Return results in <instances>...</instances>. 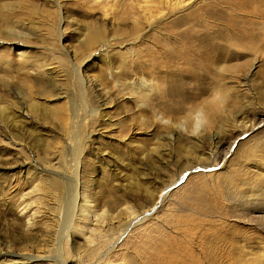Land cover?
<instances>
[{
	"label": "rangeland",
	"instance_id": "374dc122",
	"mask_svg": "<svg viewBox=\"0 0 264 264\" xmlns=\"http://www.w3.org/2000/svg\"><path fill=\"white\" fill-rule=\"evenodd\" d=\"M95 29L100 40L87 48L84 42ZM8 30L23 38L8 36ZM167 35L216 38L213 43L219 45L211 49L218 51L217 64L224 69L212 68L196 79L153 71L161 61L151 60V50L159 47L153 40ZM225 41L235 46L227 49ZM72 63L86 82L84 105L67 79ZM52 71L59 74L50 76H55L54 86L45 75ZM41 79L43 86L34 83ZM141 86L151 94L143 97ZM215 94L223 99L212 104L213 124L196 143L179 125ZM71 101L78 109L75 116ZM30 103L38 110L20 118ZM2 106L9 115L0 114V252L22 257H0V264H59L54 259L58 250L66 264L190 259L251 264L256 257L264 259V206H230L222 184L230 176L240 193L264 187L259 163L264 154V0H116L105 8L94 0H0ZM78 133L84 140L78 173L94 204L116 208L126 203L135 215L149 211L159 194L166 195L151 217L129 227L112 249L126 214L112 225L111 238L87 245L83 236L67 230L60 249L53 237L26 232L19 222L23 216L16 192L38 184L41 166L60 173L74 189L75 153L66 144L72 146ZM197 201L204 207L200 212L192 210ZM231 248L239 254L229 253ZM46 255L51 262L27 260Z\"/></svg>",
	"mask_w": 264,
	"mask_h": 264
},
{
	"label": "bare ground",
	"instance_id": "6f19581e",
	"mask_svg": "<svg viewBox=\"0 0 264 264\" xmlns=\"http://www.w3.org/2000/svg\"><path fill=\"white\" fill-rule=\"evenodd\" d=\"M94 1L98 3L101 6V8H105V5L107 4V2H113L114 4L116 0H94ZM91 33L93 34L94 37L91 39L88 37L87 41L84 42V45L87 48H89V46L94 44L96 40L97 42H99L100 37H101L99 29L92 30ZM5 34H7L10 37H15V38H19L20 36H22L21 34H19V32H16L13 30H8L7 33ZM239 38H241V36ZM213 39L215 40L216 38H213L212 36L202 37V36L194 35L190 37H181L179 35L178 36L177 35L176 36L167 35V36H164L163 38H157L153 40V44L159 47H157L158 48L157 50H151V55H150L151 60L154 61V59H157V60L161 59V61L159 62V66H157L158 68L152 64V66L155 67V70L153 71L160 72L162 70H166L168 76L175 77V79L177 78L180 79L183 77L184 78L186 77L188 79H192V78L196 79L200 76V73L207 72L211 70L212 68L217 70L218 72L222 71L224 68L222 66H218L217 58L215 57L218 51L211 49L213 47H218L219 45V44L213 43ZM198 45H202L203 48H201ZM223 46L229 49L235 45H231V43H229L228 41H225V44H223ZM234 54H235L234 56L239 57L238 53H234ZM46 65H49V64H46ZM46 65H43V68H45ZM72 68L73 70H71L70 74H73V75L69 74V78L67 76V79L68 80L70 78L72 79V82L76 85V90L78 91L77 93H78V98L80 100V103H83V102L85 103L84 100L87 96L86 95L87 90L85 89L84 84L86 82H84L83 80L84 78L81 77L80 68L75 67L74 64ZM49 70L51 71L52 69H49ZM52 74H56L55 76L57 79V76L59 74H57L55 71H52L49 73L47 72V74L45 75L50 77ZM55 76L50 77V80L52 79L55 80ZM142 82L143 80H141V83ZM34 83H37L41 86H43L44 84L42 79L39 81L35 80ZM34 83L28 85L29 89L33 90L32 87L34 86L33 85ZM89 83L91 82L90 81L87 82V84ZM51 84L53 86L55 85L53 80ZM141 88L143 87L141 86ZM142 92H143L142 96L145 97L148 95L149 92L151 94L152 91L147 90V86H146L143 88ZM17 93L18 95H21V96L24 95V92H17ZM72 95H74L73 92H71L68 96H66L68 97L69 101L71 100ZM18 99L20 100L24 98L22 97ZM222 99L223 97L221 95L219 96L218 94H215L212 97V100L210 101V103L208 102L206 104H202L196 107L195 109H193L192 111L190 109L191 112L188 113L187 117L184 119L183 124L179 125L180 131L189 133L188 135L191 137H195L194 139L198 141L196 143H199V141H201V136H203L202 132L206 130H210L211 125L213 124L212 120L214 119L213 117L216 115V113L215 111L213 112V110L211 109L212 104L219 103L222 101ZM159 100H160V97H159ZM71 103H72L71 105L72 113L75 116L76 110L78 109L76 108V103H74L73 101H71ZM36 107H37V104H34V103H30L27 106H25L24 107L25 112H21V114L19 115L20 118L24 119L28 117L27 115L33 112L32 110H34ZM213 107H214L213 109H217L216 105H213ZM17 109L19 110V107H17ZM6 111H7L6 107L2 106L0 108V114L2 115L4 114L8 116L9 113ZM89 111L91 113H94L96 112V109L92 108ZM234 129L236 130V128ZM244 129L246 128L239 127V132L245 133ZM5 131L7 132L6 128L4 130V133ZM215 140L217 141L214 144V147L218 149L219 141H220L219 134L215 136ZM83 141L84 140L80 137V133H78V135L76 136L75 142L72 146L71 145L68 146V144H66V147L68 149H71L75 153L76 163H75L74 170H73L74 177L72 178L73 180L71 182V184L75 186L74 189L65 179H62L60 173H56L53 170H50L49 168L45 166H41V168L39 169V174L40 175L43 174L44 176L41 175L42 178L38 179V184L33 186L31 190L27 192L20 191V190L16 192V195L18 196L17 198L19 201L17 204V209H20L19 210V213L21 214L20 216H23V218L22 217L19 218V222L23 226L26 232H30V231L32 232V230H38L40 235L46 239L50 238V236L53 237L54 243H57V246L59 245L58 248L60 249L61 245H63V240L66 237L67 230H72L76 233H79V235L83 236L87 245H93L100 240L104 241L106 238L108 239L111 238L112 234L110 233V229L112 228V225L114 223H119V219L118 220L116 219L118 218L120 214H126L127 216L124 215L126 216V219L123 222L124 224H122L121 230H119L118 228V231L121 232V234L117 236L115 233H113V235L115 234V236L113 237L112 239L113 242L109 248V249H112L118 243L120 238L123 237V235L127 232L129 227L142 224L149 217H151V213L156 209V206H159V204L163 202L166 195H165V192H163L161 195L159 194L157 197L155 196L156 198L154 199V201H152L151 206H150L151 209H149V211L140 212L135 215L131 214L133 213V210H131V208L128 207L126 203H122L119 205L120 207L117 206L116 208L114 204H111L112 206L109 205L110 207L106 203L101 204L97 202L96 204H94L93 201L90 199V196L88 194L89 192L87 191L86 187L81 185L82 183L80 180L82 179H80V174L78 173L79 168L81 167L80 164H81V154H82V149H83L82 147ZM248 160L252 162L254 161L249 156H248ZM259 163H262V165H264V154L259 156ZM256 167L258 169H262L263 166H260L257 163ZM251 178L253 179L254 177L251 176ZM60 179L63 180L62 181L63 183L60 181ZM260 181L262 182L261 186H264V178H261ZM222 184H223L226 194L228 195V199L231 203L230 206L232 204H236L240 208L243 206L244 209H249V207L256 208V206L258 207L264 206V187L263 189H259L255 187L251 191L249 190V192L240 193L239 191L235 189V179L230 176L224 177ZM31 207H35V209L31 211ZM200 208L204 209L202 203L200 201H197L194 204V208H192V210L199 209L198 212H200ZM117 209L119 210L115 212L116 213L115 215H113V212L116 211ZM24 212L26 213L24 214ZM159 250L160 248H158L156 252H158ZM58 251H59L58 256H57L58 258L54 257V259L58 260L59 264H66V261L63 260L60 256L61 251L60 250ZM108 251L103 253L101 256L105 257V255L109 253ZM228 252L239 254V250H236L235 248H231L230 250H228ZM224 253L226 252L224 251ZM0 257H2L3 259L9 258V260L10 259L15 260V258L22 257V255L20 256L18 253L5 251L4 253L0 252ZM239 258H241L242 260L243 257H239ZM34 259L42 260L44 262H51V258L48 255L40 257V258L37 256L35 257L29 256V258H27V260H34ZM54 259L52 260L53 262H55ZM151 259H154V258H151ZM209 259L212 260L213 258L210 257ZM178 262L179 261H176V264ZM194 262H196L194 259H190L185 262H180L179 264H195ZM251 264H264V259L263 258L259 259L256 257V259H252Z\"/></svg>",
	"mask_w": 264,
	"mask_h": 264
}]
</instances>
